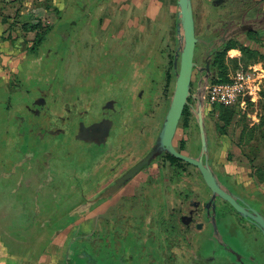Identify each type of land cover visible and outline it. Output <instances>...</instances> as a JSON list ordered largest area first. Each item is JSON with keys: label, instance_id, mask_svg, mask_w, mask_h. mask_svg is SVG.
I'll use <instances>...</instances> for the list:
<instances>
[{"label": "flooded vegetation", "instance_id": "flooded-vegetation-1", "mask_svg": "<svg viewBox=\"0 0 264 264\" xmlns=\"http://www.w3.org/2000/svg\"><path fill=\"white\" fill-rule=\"evenodd\" d=\"M224 1L212 0L210 5ZM263 2L234 12L235 21L206 30L204 42L198 40L194 48V57L199 44L204 49L201 64L193 57L195 64L209 63L213 74L215 58L232 40L241 41L263 29ZM192 6L199 39L194 0ZM146 8L144 21L150 23L155 17L147 15ZM139 22L126 26H133L128 35L140 41ZM104 23L100 21L93 30L106 60L117 47L109 42L126 34H116L119 23L111 19ZM149 28L146 33L152 42L135 57L138 49L128 50L131 58L125 71L97 70L86 63L90 68L80 69L67 82L62 69L57 70L53 62L48 65L51 49L38 60L26 61L27 70L20 69L24 75L19 80L30 83L11 91L14 102L6 109L14 112L6 131L10 140L0 158V213L21 222L62 226L92 216L100 204L103 225L95 230L98 233L90 232V240L86 238L79 250L91 264H264V239L255 222L219 196L211 200L212 192L196 166L162 152L125 178L153 147L165 113L155 121V90L170 76L154 70V24ZM102 32L103 41L97 38ZM141 56L146 59L143 66L138 62ZM194 71L199 79L196 69L192 78ZM1 82L0 78V88L5 85ZM189 122L186 128L194 129L196 138L177 143L173 138V146L198 157V127L194 118ZM205 124L211 170L246 212L264 217V193L229 165L215 161L211 151L217 144L210 133L214 128ZM95 237L103 252L99 260L91 240Z\"/></svg>", "mask_w": 264, "mask_h": 264}, {"label": "rangeland", "instance_id": "rangeland-1", "mask_svg": "<svg viewBox=\"0 0 264 264\" xmlns=\"http://www.w3.org/2000/svg\"><path fill=\"white\" fill-rule=\"evenodd\" d=\"M45 1L39 3L38 0H33L32 4H36L43 9L38 12H32L31 9L34 8L29 6L28 13L23 15L18 13L11 16L0 15L2 25L0 27V78L2 79V85L5 84L0 88L1 159L5 155L4 147L10 140L6 131L14 111L6 109L10 105L12 106L14 102L11 91L21 89L20 84L27 88L30 83L29 81H23L22 78L23 82L19 80V76L24 75V73L21 74L20 69L27 70L26 61L38 60L39 56L43 55L47 49H51V54L47 57L48 65L53 62L57 70L62 69L67 82L75 79L80 69L90 67L97 70H106L107 72H121L127 70L130 65L129 58L131 56L128 55V50L136 47L138 51L134 52L133 57H135L139 50H144V47L152 42L153 39L147 37L146 31L150 32L151 28L149 26L150 23H153L155 26L154 70L166 71L167 75L170 73L171 55L174 54L177 46L175 34L176 0H155L157 7H160L156 12L155 19L150 23L144 21L145 5L148 0H144L139 4L138 1L140 0H61L60 2L59 0H47L50 1V4H46L47 1ZM194 1L199 39L203 40V34L206 30L212 31L217 28L219 22L235 21L237 16L234 12L251 8L253 3L258 0H225L219 6H211L210 2L212 0ZM138 7L140 8L138 9ZM110 19L115 23H119L116 34L124 33L126 35L123 38L112 39L109 42V44H113V47L115 45L117 47L105 60L101 55L103 48L98 47L96 44L97 39L96 36L94 37L93 29L98 26L100 21L103 25L104 22H108ZM138 20L140 21L138 28L141 31L140 41L136 35L134 37L128 35L134 30L133 26H126L127 23H135L136 25ZM99 36L97 38L103 41V38H105L103 32ZM39 39L43 42L38 49L37 42ZM120 41L123 44L121 46ZM199 43L202 42L199 41ZM200 44L194 57L195 62L199 64H201L204 51ZM96 51L99 52L98 55ZM2 56H5L4 60H2ZM59 57L60 60H58ZM219 58L223 60L226 68V80L237 71L246 70L248 66L259 68V73L262 76H260L261 80L257 82L259 87L255 93L243 94L235 102L228 105L213 103L210 104L209 109L206 107L205 122L210 124L211 128H214L210 133L212 134L211 138L217 144H213L211 152L214 154L215 161L229 165L234 169L235 174L245 180L247 179L253 187L264 193V28L256 33L249 34L246 39L241 41L232 40ZM63 61L65 62L62 63ZM80 62L84 67H81ZM138 62H140V66H143L146 59L141 56ZM172 73L174 74V71ZM197 81L198 75L194 71L191 92H194ZM173 84L174 76H170L165 83L162 79L157 85L154 94L157 102L154 114L155 121L162 117L168 105ZM219 130L224 133L220 134ZM194 133V129L190 130L179 126L174 142L177 143L180 139L194 140L196 138ZM187 150H189L188 144L185 147V151ZM100 209V204L95 206L92 216L81 219L75 225V228L79 230L81 247L85 245L88 236L90 238L91 231L96 234L98 231L95 230L101 229V224L103 225L101 218L104 213ZM60 236L59 234V238ZM70 239L71 236L66 238L65 243H63L64 248ZM91 240L95 241L92 244L94 245L93 250L97 254L96 260H99L103 254L99 249V243L97 246L95 245L96 241H99V237ZM80 259V264H90L89 260L84 261L83 257H80ZM71 262L73 263V261ZM99 264H102V262L99 261Z\"/></svg>", "mask_w": 264, "mask_h": 264}, {"label": "water", "instance_id": "water-1", "mask_svg": "<svg viewBox=\"0 0 264 264\" xmlns=\"http://www.w3.org/2000/svg\"><path fill=\"white\" fill-rule=\"evenodd\" d=\"M175 34L177 46L173 54L174 84L169 96L168 105L165 109L160 130L153 147L147 155L128 172L125 178L130 177L134 172L148 164L162 152H167L175 158H179L196 166L205 184L212 192L211 200L216 196H219L227 201L243 217L248 216L251 218L261 231L264 239V217L256 211H253V213L246 212L236 202L234 195L230 194L223 188L207 161L208 137L205 124V92L211 81L212 71L209 69V63H206L204 66H197L193 61L194 48L197 41L204 42V40L198 39L195 35L192 0H176ZM193 69H196L200 76L194 92H191ZM189 98L192 100L191 103L188 101ZM185 106L189 107L198 127L200 141L198 157L188 156L181 153L173 146V138ZM211 219L213 228L215 232H217L215 219L214 217Z\"/></svg>", "mask_w": 264, "mask_h": 264}, {"label": "crops", "instance_id": "crops-1", "mask_svg": "<svg viewBox=\"0 0 264 264\" xmlns=\"http://www.w3.org/2000/svg\"><path fill=\"white\" fill-rule=\"evenodd\" d=\"M38 1L42 3L45 0ZM142 1L144 0L138 1V4ZM32 2L33 0H0V15L11 16L17 13L23 15L28 13L29 6L34 8L31 9L32 12L42 9ZM48 3L50 4V1L46 2ZM155 3V0L146 2L147 15L156 16L160 6L157 7ZM0 27H2L1 22ZM3 58L5 56H2V60ZM79 221L65 223L62 226L59 223H50L47 226L41 221L21 222L0 213V264H80V257H83L79 252L81 241H79V230L75 228ZM69 236L71 239L64 248L63 243Z\"/></svg>", "mask_w": 264, "mask_h": 264}, {"label": "built area", "instance_id": "built-area-1", "mask_svg": "<svg viewBox=\"0 0 264 264\" xmlns=\"http://www.w3.org/2000/svg\"><path fill=\"white\" fill-rule=\"evenodd\" d=\"M259 68L248 66L239 70L226 81H215L208 84L205 92V104L228 105L235 102L243 94H253L258 89L260 79Z\"/></svg>", "mask_w": 264, "mask_h": 264}, {"label": "trees", "instance_id": "trees-1", "mask_svg": "<svg viewBox=\"0 0 264 264\" xmlns=\"http://www.w3.org/2000/svg\"><path fill=\"white\" fill-rule=\"evenodd\" d=\"M43 42V40H38L37 42V48L41 45V43ZM170 73H169V76H174V74L172 73L173 71V54L171 55V60H170ZM168 76V77H169ZM227 79V76H226V68L223 64V60L220 59V58H215V61L213 63V74L211 76V81H224ZM169 81V79H168ZM188 101L191 103L192 100L189 98ZM208 109L210 108V106H206ZM207 109V110H208ZM193 118V115L192 113L190 112L189 110V107L188 106H185L184 109H183V112H182V115H181V118H180V122H179V126H181L182 128H186L189 126L190 122L189 120ZM220 134H223L224 132L219 130L218 131ZM172 159L176 160V158L172 155H170ZM67 224V223H66ZM48 240V239H46ZM44 246V245H42Z\"/></svg>", "mask_w": 264, "mask_h": 264}]
</instances>
